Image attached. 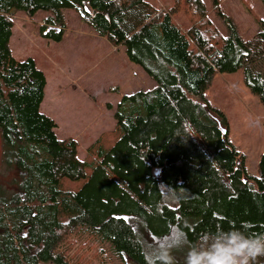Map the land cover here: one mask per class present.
I'll use <instances>...</instances> for the list:
<instances>
[{
	"label": "trees",
	"instance_id": "1",
	"mask_svg": "<svg viewBox=\"0 0 264 264\" xmlns=\"http://www.w3.org/2000/svg\"><path fill=\"white\" fill-rule=\"evenodd\" d=\"M66 9L122 46L156 83L121 96L113 109L117 139L111 146L97 139L84 159L77 142L58 138L55 121L40 111L44 73L9 46L16 12H49L39 33L60 42ZM256 21L257 33L244 41L221 0H212L210 12L203 0L165 7L150 0H0V146L18 170L16 180L0 183V264H88L71 252L86 238L98 253L113 247L123 264H156L144 232L185 255L190 243L203 250L208 238L229 239L222 230L264 235V151L257 175L249 174L225 115L205 99L217 73L241 70L264 106V13Z\"/></svg>",
	"mask_w": 264,
	"mask_h": 264
},
{
	"label": "rangeland",
	"instance_id": "2",
	"mask_svg": "<svg viewBox=\"0 0 264 264\" xmlns=\"http://www.w3.org/2000/svg\"><path fill=\"white\" fill-rule=\"evenodd\" d=\"M156 6H167L171 0H150ZM209 12L212 0H203ZM222 11L231 17L244 41L251 40L258 31L256 17H262L264 7L260 0H221ZM66 39L57 44L43 38L39 27L51 14L40 10L33 18L22 11L13 15L14 27L9 46L17 60L32 58L38 69L47 78L46 95L40 111L52 116L58 127L55 133L60 139L73 138L78 144V156L84 159L87 148L99 138L105 146H111L118 137L116 133L113 105L125 92L139 88L140 81L132 84L128 59L117 49L110 52L105 42L96 43L88 40L94 31L81 21L73 10H63ZM211 19L222 33L227 30L220 18L211 13ZM179 23L186 25L187 20L180 13L176 16ZM78 37L80 41L76 39ZM85 41H84V40ZM80 44V45H79ZM114 50V49H112ZM133 67V66H132ZM139 75L145 72L136 66ZM148 81L147 78H145ZM118 94V95H117ZM57 96V97H54ZM205 99L211 107L220 110L228 121V138L236 149L245 156V165L251 175H257V161L264 151V106L258 97L244 85L242 71L217 73L211 86L205 92ZM65 102L69 106H64ZM71 120H70V118ZM159 173V170H155ZM18 170L8 162L0 146V183L7 185L16 180ZM145 250L159 246L161 240L143 233ZM82 241L81 249L74 252L88 264H123L115 250L106 244L103 253H98L99 245ZM216 243L227 244L228 238H208ZM181 239L173 245L179 247ZM175 264H184L185 254L176 247L169 248ZM113 250V251H112ZM185 253V252H184ZM264 256H258L255 261ZM126 264H136L127 260Z\"/></svg>",
	"mask_w": 264,
	"mask_h": 264
},
{
	"label": "clouds",
	"instance_id": "3",
	"mask_svg": "<svg viewBox=\"0 0 264 264\" xmlns=\"http://www.w3.org/2000/svg\"><path fill=\"white\" fill-rule=\"evenodd\" d=\"M229 237L227 244L216 241L203 242V250L194 249L190 243L184 259V264H252L258 256H264V235H245V233L230 228L222 230ZM243 237L239 240L237 237ZM156 264H175L171 249L156 246L153 249Z\"/></svg>",
	"mask_w": 264,
	"mask_h": 264
},
{
	"label": "crops",
	"instance_id": "4",
	"mask_svg": "<svg viewBox=\"0 0 264 264\" xmlns=\"http://www.w3.org/2000/svg\"><path fill=\"white\" fill-rule=\"evenodd\" d=\"M66 33H64V36H63V38H62V40L60 41V42H55V43H57V44H62L64 41H65V39H66V35H65ZM90 38H88V40H95L94 42H96V43H100V42H105V46H110L112 49H114V50H110V52H116L117 51V49H120L122 52H123V55L125 56L126 54H125V49L122 47V46H119V47H115V46H112V44H110V42L106 39V38H103V37H100V36H98L96 33H94V35H90L89 36ZM76 39L78 40V41H80V39L78 38V37H76ZM84 40V39H83ZM85 41V40H84ZM52 42V41H51ZM80 45V44H79ZM125 59H126V56H125ZM126 61H127V59H126ZM129 62V61H128ZM36 63V62H35ZM129 64H131L130 65V70H131V79H130V82H132V84H134V83H136V82H138V81H140L141 83H140V86H139V88H137V89H134V90H131V91H128V92H125L124 94H121L120 95V97L119 98H117V100H116V102L113 104V105H111V104H108V105H111L112 106V109H114V107L116 106V104L118 103V101L120 100V98H121V96L122 95H125V94H132V93H135V92H138V91H147V90H150V89H152V88H154L155 86H156V83L146 74L145 75V77L143 78L141 75H139V73H138V69H136V67H135V65L133 64V63H131V62H129ZM133 66V67H132ZM137 66V65H136ZM42 71V70H41ZM43 72V71H42ZM44 73V72H43ZM45 75V74H44ZM45 77H46V75H45ZM145 78H147L148 79V81H146L145 80ZM47 83H48V81H47V78H46V87H47ZM46 87H45V90H46ZM45 90H44V99H43V102H44V100H45V95H46V92H45ZM118 95V94H117ZM54 97H57V96H54ZM43 102H42V104H43ZM41 104V105H42ZM69 106V104L67 103V102H65V105L64 106ZM47 115V114H46ZM49 117H51L52 118V116H49ZM70 118V117H69ZM53 120H54V118H52ZM70 120H71V118H70ZM55 121V120H54ZM56 123V127H58V123L57 122H55ZM115 125H116V123H115ZM114 129H115V127H114ZM95 142V141H94Z\"/></svg>",
	"mask_w": 264,
	"mask_h": 264
}]
</instances>
